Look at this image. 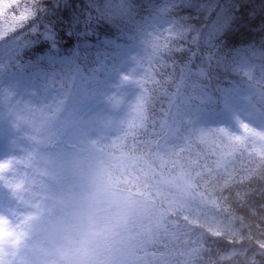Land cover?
I'll list each match as a JSON object with an SVG mask.
<instances>
[{
    "label": "trees",
    "instance_id": "obj_1",
    "mask_svg": "<svg viewBox=\"0 0 264 264\" xmlns=\"http://www.w3.org/2000/svg\"><path fill=\"white\" fill-rule=\"evenodd\" d=\"M34 2L20 0L19 8L0 15V52L8 49L14 69L34 61L39 77L40 68L55 70L54 63L38 55L57 43L61 51L75 53L76 71L88 78L94 74L90 60L96 48H109L97 35L121 43L146 41L150 72L141 77L149 91L147 131L141 139L146 148L129 140L126 152L148 156L160 177L182 178L186 191L177 192L186 199L175 202L143 172L140 178L125 175L122 186L145 189L166 211V235L158 243L160 251L155 250L162 262L217 264L220 255L236 249L241 255L225 264H264L258 247L264 241V143L238 141L223 128L211 127L196 131L188 147L165 153L162 161L152 157L148 146L160 120L180 100L209 108L229 85H244L242 54L259 53L264 63V0H38L35 16L15 27L12 18ZM155 15L171 20L170 29L157 39L140 37L139 22ZM217 231L223 236L212 235Z\"/></svg>",
    "mask_w": 264,
    "mask_h": 264
},
{
    "label": "rangeland",
    "instance_id": "obj_2",
    "mask_svg": "<svg viewBox=\"0 0 264 264\" xmlns=\"http://www.w3.org/2000/svg\"><path fill=\"white\" fill-rule=\"evenodd\" d=\"M169 23L145 18L141 34L152 37ZM114 47L116 50L102 53L107 62L104 73L91 80L83 95L70 92L66 83L51 85L49 80L41 83L32 74L8 72V56L0 58V162H11L16 174L35 187L46 215V220L35 228L29 246L20 253L18 264H40L51 255L93 172L102 169L119 181L123 174L137 176V172L144 173L146 169L158 176L147 157L123 149L128 137L134 138L146 129L148 93L138 81L148 72L146 50L142 43ZM250 54L255 61L242 55L245 85L228 88L221 102L214 104L218 108H197L180 100L169 116L160 120L159 131L153 133L148 144L153 147V158L162 161L165 153L181 151L188 147L187 141L196 131L209 127H222L238 141L251 139L262 146L264 64L257 62L258 55ZM167 178L154 179L155 185L166 188L171 195L175 191L177 198L176 190L186 191L180 185L184 183L182 178ZM133 196L139 205L136 201V211L115 242L119 264H170L149 254L147 249L151 247L147 241L155 243L163 235L165 216L150 200ZM15 208V201L1 188L0 212ZM153 211L164 221L153 218ZM154 225L158 228L156 233ZM137 242L142 243L141 247L132 249Z\"/></svg>",
    "mask_w": 264,
    "mask_h": 264
},
{
    "label": "clouds",
    "instance_id": "obj_3",
    "mask_svg": "<svg viewBox=\"0 0 264 264\" xmlns=\"http://www.w3.org/2000/svg\"><path fill=\"white\" fill-rule=\"evenodd\" d=\"M0 188L17 205L0 212V264H18L46 215L35 187L16 174L11 162L0 165ZM135 211V197L117 178L102 169L93 172L51 255L40 264H119L115 242ZM237 255V250L222 254L217 264L233 262Z\"/></svg>",
    "mask_w": 264,
    "mask_h": 264
},
{
    "label": "snow or ice",
    "instance_id": "obj_4",
    "mask_svg": "<svg viewBox=\"0 0 264 264\" xmlns=\"http://www.w3.org/2000/svg\"><path fill=\"white\" fill-rule=\"evenodd\" d=\"M14 5L17 8H19L20 0H12L11 3L0 2V15H4L5 10L12 8ZM37 5H38V0H36V2H34L32 6L25 5L23 10L19 12V15L12 18L16 22L15 27L22 28L27 21L32 19L36 14L35 9H36ZM180 34L181 33H177V35H180ZM212 235H214L216 237H221V236H223V233L217 231V232L212 233ZM258 247L261 250V254H264V241H260ZM235 250L236 249H233V251H235ZM252 264H254V261L252 262Z\"/></svg>",
    "mask_w": 264,
    "mask_h": 264
},
{
    "label": "bare ground",
    "instance_id": "obj_5",
    "mask_svg": "<svg viewBox=\"0 0 264 264\" xmlns=\"http://www.w3.org/2000/svg\"><path fill=\"white\" fill-rule=\"evenodd\" d=\"M6 164L5 162H0V165H4ZM0 191H1V188H0ZM5 201H2V203H4ZM3 205V204H2Z\"/></svg>",
    "mask_w": 264,
    "mask_h": 264
}]
</instances>
